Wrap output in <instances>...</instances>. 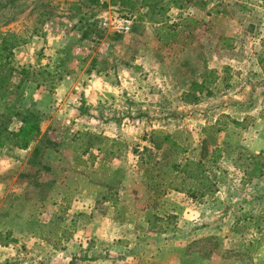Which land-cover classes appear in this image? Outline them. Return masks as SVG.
<instances>
[{
    "label": "rangeland",
    "instance_id": "374dc122",
    "mask_svg": "<svg viewBox=\"0 0 264 264\" xmlns=\"http://www.w3.org/2000/svg\"><path fill=\"white\" fill-rule=\"evenodd\" d=\"M159 6L119 34L87 0H0V31L26 38L14 64L36 75L16 104L42 114L27 148L0 141V264H264V0ZM152 129L189 157L220 149L214 193L153 191L133 151Z\"/></svg>",
    "mask_w": 264,
    "mask_h": 264
},
{
    "label": "trees",
    "instance_id": "16d2710c",
    "mask_svg": "<svg viewBox=\"0 0 264 264\" xmlns=\"http://www.w3.org/2000/svg\"><path fill=\"white\" fill-rule=\"evenodd\" d=\"M93 4L94 0H87ZM175 0H118L123 10L128 12L141 7H154V3L159 4V11L165 13L167 7ZM95 4V3H94ZM142 20V17L135 18ZM165 21V20H164ZM162 23L166 31L161 38L167 41L174 38L176 32L171 30L167 22ZM185 24H187L185 22ZM134 25V24H133ZM133 30V29H132ZM26 43V38L14 31H0V141L11 146L27 148L29 144L36 140L38 123L41 119V111H22L16 104L19 91L22 90L23 83L28 80H36V75L29 67H16L14 64V49ZM38 73V71H37ZM41 73V72H40ZM210 75L212 71L208 72ZM43 80H49L50 74ZM18 81H15V78ZM205 79L199 82H192L188 92H184L182 99L186 103H194L198 100L197 88L204 83ZM21 122L18 130H12L10 124L14 119ZM235 126H241L244 120H233ZM91 138L99 140L97 149L102 151L105 158L121 155L117 146L121 141L115 138L92 135ZM143 140L146 141L140 150L135 148L137 154V166L143 172V176L149 180L153 191L159 195L167 191H177L187 193L192 198L203 197L215 192L216 184L212 179L211 172L217 166L220 157V149L201 148L196 157H189L188 146L177 142L166 132L159 129H152ZM103 142V145L101 143ZM86 146L85 151L90 147ZM10 232L2 234L0 231V243L7 244Z\"/></svg>",
    "mask_w": 264,
    "mask_h": 264
},
{
    "label": "built area",
    "instance_id": "2783aa9c",
    "mask_svg": "<svg viewBox=\"0 0 264 264\" xmlns=\"http://www.w3.org/2000/svg\"><path fill=\"white\" fill-rule=\"evenodd\" d=\"M99 11L96 22L103 31L129 34L133 29L134 18L127 14L118 2L112 0H94Z\"/></svg>",
    "mask_w": 264,
    "mask_h": 264
}]
</instances>
